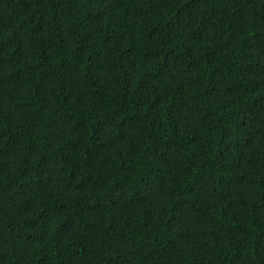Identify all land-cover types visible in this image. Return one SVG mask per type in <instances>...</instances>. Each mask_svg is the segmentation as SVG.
<instances>
[{
	"label": "trees",
	"instance_id": "obj_1",
	"mask_svg": "<svg viewBox=\"0 0 264 264\" xmlns=\"http://www.w3.org/2000/svg\"><path fill=\"white\" fill-rule=\"evenodd\" d=\"M0 264H264V0H0Z\"/></svg>",
	"mask_w": 264,
	"mask_h": 264
}]
</instances>
